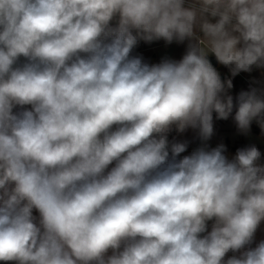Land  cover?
Listing matches in <instances>:
<instances>
[{
    "label": "clouds",
    "instance_id": "9594fccd",
    "mask_svg": "<svg viewBox=\"0 0 264 264\" xmlns=\"http://www.w3.org/2000/svg\"><path fill=\"white\" fill-rule=\"evenodd\" d=\"M158 41L183 54L133 55ZM230 117L264 136V0H0V264H264Z\"/></svg>",
    "mask_w": 264,
    "mask_h": 264
},
{
    "label": "crops",
    "instance_id": "0c3cea01",
    "mask_svg": "<svg viewBox=\"0 0 264 264\" xmlns=\"http://www.w3.org/2000/svg\"><path fill=\"white\" fill-rule=\"evenodd\" d=\"M184 45H176L173 43L172 45L165 46L163 41L154 42L151 45L140 42L139 46L134 49L133 55L140 54L143 55L144 58L149 62H158L162 57L169 56L175 59H179L184 51ZM221 74L222 80L227 79L224 75V66L217 64L214 66ZM258 73H253V75H257ZM248 78V74L245 75ZM232 93V90H231ZM234 114V113H233ZM175 137L177 140L182 139H191L192 133L189 131L184 134L173 133L170 136V139ZM237 141H243L247 144L255 143L257 147H261L264 154V136H261L259 127L253 123L251 127V132L248 136L240 135L237 132L235 127V123L230 117L227 121H216L214 119V135L211 140L208 142L210 147H215L219 143H224L228 149V155L232 156L235 154L236 150L233 149V145ZM199 142L191 145L189 151H191L192 147L198 145ZM187 154V153H185ZM111 167V166H110ZM264 238V223H262L260 230L257 233V239ZM229 255H232L229 253Z\"/></svg>",
    "mask_w": 264,
    "mask_h": 264
},
{
    "label": "trees",
    "instance_id": "16d2710c",
    "mask_svg": "<svg viewBox=\"0 0 264 264\" xmlns=\"http://www.w3.org/2000/svg\"><path fill=\"white\" fill-rule=\"evenodd\" d=\"M224 69H225L224 75L226 76V78H230L229 70L227 68H225V67H224ZM245 75H247V74L246 73H241L237 77L232 78L233 79V89H232V94L233 95L238 94L239 91H241V90H246L247 89V87H248V78ZM247 145L248 144L243 142V141H237L233 145V149L237 150L238 148L244 147V146H247ZM258 148L261 150L262 161H264V154H263L262 148L261 147H258Z\"/></svg>",
    "mask_w": 264,
    "mask_h": 264
},
{
    "label": "water",
    "instance_id": "95a60500",
    "mask_svg": "<svg viewBox=\"0 0 264 264\" xmlns=\"http://www.w3.org/2000/svg\"><path fill=\"white\" fill-rule=\"evenodd\" d=\"M210 60H211V62L213 64V66H216L218 64L214 57H210Z\"/></svg>",
    "mask_w": 264,
    "mask_h": 264
}]
</instances>
